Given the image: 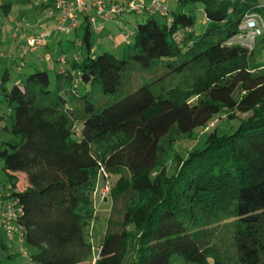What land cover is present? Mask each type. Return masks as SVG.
I'll list each match as a JSON object with an SVG mask.
<instances>
[{"label":"trees","instance_id":"trees-1","mask_svg":"<svg viewBox=\"0 0 264 264\" xmlns=\"http://www.w3.org/2000/svg\"><path fill=\"white\" fill-rule=\"evenodd\" d=\"M174 1L189 10L144 15L126 32L120 57L96 54L100 41L93 45L84 18L74 50L56 59L53 91L48 72L12 82L0 62V135L7 137L0 212L9 207L16 230L10 241L0 227V264H170L173 256L184 264H264V66L238 31L246 12L264 18V0ZM53 4L36 10L46 16ZM10 8L0 0L3 15ZM39 28L24 29L22 50ZM186 73L194 77L190 90L156 89ZM144 75L148 82L137 85ZM222 115L238 123L208 132ZM205 130L190 150L179 146ZM94 146L105 148L98 160ZM98 165L116 177L106 198L112 209L123 202V212L120 223L110 213L93 263L89 202ZM222 219L232 221L233 261L209 244L207 228Z\"/></svg>","mask_w":264,"mask_h":264},{"label":"rangeland","instance_id":"rangeland-1","mask_svg":"<svg viewBox=\"0 0 264 264\" xmlns=\"http://www.w3.org/2000/svg\"><path fill=\"white\" fill-rule=\"evenodd\" d=\"M45 0H33L32 3L22 1L21 0H10L9 3H11L10 12L8 15H3L2 10L0 9V29L4 25V21H6V24L8 25V28L10 26L12 33L15 31H18L16 34L19 37V40L25 37L26 30H24L27 26H36L37 24H43L50 27V29L54 28V22L48 18L45 17L46 11L44 14H39L36 10L37 6H39L42 2ZM166 6L168 7V10L170 12H186L188 11L189 7H179L177 8V4L174 0H167ZM193 15L196 19V25H200V21L202 19V12L199 10H195L193 12ZM146 16H139L135 15L133 13L124 15L122 17H119L116 21L118 23H121V29L116 25V22H109L105 25L104 32L98 36L95 32H93L91 37V42L93 45L96 44V40L99 39L100 41V47L97 49L96 54H102V53H110L116 57H120L123 46H124V40L125 34L128 30H131L133 27H136L139 24H144L147 21ZM37 32H39L38 29H36ZM49 38L47 40L48 42V49H38L37 51L27 54L24 56V58H21V55L19 51L15 49V43L12 41V39L8 37L0 44V55L5 56L4 58L0 59L1 63H6L9 60L8 57L12 56L11 58V70L9 72L10 80L13 82L14 80L22 79L24 75H28L34 71H46L49 73L50 77V83L51 88L50 90H54V84H55V78L52 74V70L56 69L59 64L56 62V59L60 56L61 50L67 51L70 49V51L74 50V47L70 44V42H77L82 34L79 32L77 33H67L62 35L57 34H51L48 32ZM58 40L61 42L59 43ZM129 42L131 43L133 38L130 37ZM13 44V45H12ZM13 49L11 50V48ZM51 51V57L47 56V52ZM17 52V53H15ZM254 55L256 57H262L260 59L259 64L261 66H264V38H258L255 43L254 47ZM7 60V61H6ZM5 61V62H4ZM138 74H133L132 80L137 79ZM192 78H194L190 73H186L184 77H172L169 80H166L164 83L159 85L156 89L158 91H162L163 93L166 91H170L172 89H180L182 92L188 91L191 89L190 85H192ZM146 81L147 77L144 75L143 77L139 78V83L141 84L142 81ZM128 83V78L124 80L125 86ZM132 89L135 88L136 85L130 84ZM127 87H129L127 85ZM62 95L64 96L65 93L62 92ZM83 95V90L78 92V96ZM55 94H53V97ZM94 99H102V95L97 91L95 94H93ZM6 111L4 108L0 107V114L1 112ZM223 118L217 119L215 123L211 124L207 131H213L216 129H223L228 126L235 127L238 123V120L233 121L231 123H226V119H224L225 115H222ZM246 115H237L238 119L245 118ZM2 125V122H0V126ZM206 132L202 131L201 133H198L199 135L195 137L194 140H188L181 142L179 144L180 147L185 148L187 151L190 150L193 146H195L198 141H200L201 137H203V133ZM201 135V136H200ZM7 137L0 135V140L4 141ZM105 148L94 146L92 148V155L97 160L99 159L102 151H104ZM170 172H172V166H169ZM20 171V170H19ZM16 173V177L20 179L18 183L22 184L21 182L26 179V177L23 176L24 173ZM52 172L51 170H49ZM44 174V172H43ZM19 175V176H18ZM115 176L109 179V184L112 186L113 181L115 180ZM54 180V179H53ZM52 180V181H53ZM7 181V177L1 172L0 170V184L5 183ZM52 181H50L52 183ZM29 184V182H27ZM104 187V181L100 180L99 177L96 174L95 182L93 183V193H99ZM93 198L89 202V208H92V211L88 210L89 208H84V211L90 212L92 215L94 213V218L90 229V241L93 246V254L89 257V260L95 257L97 254V247L100 244V240L104 236L103 234L106 233V227H107V221L111 213V220L114 223H120L122 218V212H123V202H119V204L113 206L112 209V201L109 199L108 203L104 204L101 202L100 198L96 195L94 197V194L92 195ZM112 209V210H111ZM232 221L230 219H222L219 220L216 223H213L210 227L207 228V232L209 233V239H210V245L213 247L218 248V253L223 258H232L230 261H233L234 252L232 248ZM1 232H3V229H1ZM11 241V240H10ZM15 247L20 249H26L25 246H19L18 243H16ZM20 252V250H18ZM86 264H90L89 261ZM170 264H184L182 259L178 256H173L171 258Z\"/></svg>","mask_w":264,"mask_h":264},{"label":"built area","instance_id":"built-area-1","mask_svg":"<svg viewBox=\"0 0 264 264\" xmlns=\"http://www.w3.org/2000/svg\"><path fill=\"white\" fill-rule=\"evenodd\" d=\"M54 4L48 10L46 18L54 22L55 27L52 31L62 35L73 33L78 30L84 18L91 24L94 31L102 33L105 30L106 23L116 22L119 17L133 13L139 16H165L166 0H53ZM41 24L36 26H27L25 29L34 27L39 28ZM239 37L241 44L252 51L258 38H264V18L256 12H246L242 17L239 28ZM18 31L13 36L17 37ZM47 30L39 28V32L31 34L26 38L22 55L34 52L38 47L47 43L49 38ZM5 56L0 55V59ZM97 176L104 181V187L97 195L101 201L107 199L110 193L109 175L103 166L98 165ZM15 219L14 213L7 208V212H0V227L6 234L7 239L13 238L16 232L11 222ZM98 257V251L93 259V263Z\"/></svg>","mask_w":264,"mask_h":264},{"label":"crops","instance_id":"crops-1","mask_svg":"<svg viewBox=\"0 0 264 264\" xmlns=\"http://www.w3.org/2000/svg\"><path fill=\"white\" fill-rule=\"evenodd\" d=\"M22 1H26V0H21V2ZM33 1V0H32ZM6 2H10V0H3V3H6ZM27 2V1H26ZM166 3H167V0H166ZM166 3H165V6H166ZM166 8L168 9V7L166 6ZM10 12V11H9ZM9 14V13H8ZM7 14V15H8ZM11 30V28H10V26H9V28H8V25L6 24V21H4V25H3V27L0 29V44L2 43V42H4V40L8 37V35H10L9 37L12 39V41L15 43V49L17 50V51H19V53H21V50H22V45H23V42H24V39H25V37L23 36V38H21L20 40H19V37L17 36V37H14L13 36V33H12V31H10ZM13 45V44H12ZM13 49V47L11 48V50ZM15 53H17V52H15ZM11 58H12V56H10V58L8 57V59L7 60H9L8 62H6V63H2V65L1 66H5V67H10L11 68ZM6 60V61H7ZM5 62V61H4Z\"/></svg>","mask_w":264,"mask_h":264},{"label":"water","instance_id":"water-1","mask_svg":"<svg viewBox=\"0 0 264 264\" xmlns=\"http://www.w3.org/2000/svg\"><path fill=\"white\" fill-rule=\"evenodd\" d=\"M103 203L106 204V203H107V199H104V200H103Z\"/></svg>","mask_w":264,"mask_h":264}]
</instances>
